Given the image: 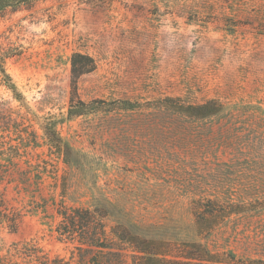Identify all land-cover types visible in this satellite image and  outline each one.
<instances>
[{"label":"rangeland","instance_id":"374dc122","mask_svg":"<svg viewBox=\"0 0 264 264\" xmlns=\"http://www.w3.org/2000/svg\"><path fill=\"white\" fill-rule=\"evenodd\" d=\"M3 54L23 99L0 73V254L82 264L56 231L82 207L109 264L134 257L113 227L264 264V0H37L0 15Z\"/></svg>","mask_w":264,"mask_h":264},{"label":"trees","instance_id":"16d2710c","mask_svg":"<svg viewBox=\"0 0 264 264\" xmlns=\"http://www.w3.org/2000/svg\"><path fill=\"white\" fill-rule=\"evenodd\" d=\"M37 0H0V15L7 10L16 11L22 7L29 6ZM8 56L0 55V73L4 85L9 88L14 97L18 100L23 99V94L19 91L17 84L5 67V61ZM88 59V62L78 59ZM95 69L94 60L80 53L73 57V75H79L90 72ZM212 101L201 105L200 108L208 109L210 105L216 104ZM209 110V109H208ZM214 110L207 113H213ZM59 136V135H58ZM23 138V137H22ZM55 138V137H54ZM57 138V137H56ZM60 147V145H57ZM13 162V161H12ZM24 176L27 180L31 175ZM22 176V175H21ZM59 214L61 221L56 231L60 240H67L75 243V249L80 254L82 264H109L105 261L106 255L118 251L113 239L109 238L106 227L102 221L103 215L97 210L92 211L82 207H63ZM113 227V234L120 240L130 243L133 247V264H228L219 259V256L211 252L207 247L199 242L186 243L180 252L169 253L161 242L147 240L131 234L127 229ZM28 244L31 243H27ZM35 246V244H32ZM19 254L29 257V264H65L63 257L51 259L48 255L40 253L38 248L24 247L17 249ZM107 250V251H106ZM11 258L0 254V264H14ZM246 264V263H236Z\"/></svg>","mask_w":264,"mask_h":264}]
</instances>
